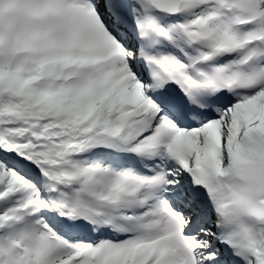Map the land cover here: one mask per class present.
Listing matches in <instances>:
<instances>
[{
    "label": "snow or ice",
    "instance_id": "1",
    "mask_svg": "<svg viewBox=\"0 0 264 264\" xmlns=\"http://www.w3.org/2000/svg\"><path fill=\"white\" fill-rule=\"evenodd\" d=\"M0 264H264V0H0Z\"/></svg>",
    "mask_w": 264,
    "mask_h": 264
}]
</instances>
